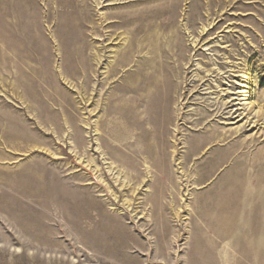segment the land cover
I'll list each match as a JSON object with an SVG mask.
<instances>
[{"label":"rangeland","instance_id":"rangeland-1","mask_svg":"<svg viewBox=\"0 0 264 264\" xmlns=\"http://www.w3.org/2000/svg\"><path fill=\"white\" fill-rule=\"evenodd\" d=\"M145 6L186 45L163 140ZM263 118L264 0H0V264H264Z\"/></svg>","mask_w":264,"mask_h":264},{"label":"bare ground","instance_id":"bare-ground-1","mask_svg":"<svg viewBox=\"0 0 264 264\" xmlns=\"http://www.w3.org/2000/svg\"><path fill=\"white\" fill-rule=\"evenodd\" d=\"M165 8H164V10H165ZM157 10H155L153 6H145V7H143V8L138 10V13H136V17L140 21L138 26H137L138 27L137 34L138 33L141 34L140 46H139L140 47V51H143L146 46H148V47L150 46L153 49V55L151 56L152 58L147 59V57L146 58L143 57L140 60V66H141L140 76H141V78H142V80L144 82L143 85H141V87H142L141 89L147 90L148 88L152 87V88L158 89V91L159 90L161 91V93H160V97L161 98L159 97L158 102L156 104H158V115L160 116L159 118L161 120L160 125H158V126H160L159 127L160 131L158 133H160L161 140H163V135L165 136V132L167 131L166 127L173 120L171 113H169V109H170V107H171V105L173 103L174 98L169 95V89H167V88H169L167 81L170 80V78L172 77L173 72H176V74H178V75L183 73V69L186 66V58H187V56H186V45H184L182 37L180 36V34L178 32H171L168 41L165 42L166 43L165 47H164V42H162L163 38L162 39L161 38H157L156 36L151 34V30L153 28V25L155 24L154 19L156 20L155 16H157L155 11H157ZM161 12H163V11H161ZM134 17H135V15L133 16V18ZM121 23L123 24V22H121ZM159 24H160V22H159ZM119 25H120V23H119ZM160 26L165 28V24H163V23L160 24ZM169 26H170V24H169ZM169 26H168V28H170ZM162 32H163V29H162ZM164 32H166V31H164ZM161 36H163V35H160V37ZM137 44L139 45V43H137ZM196 46H197V44L195 42H193V46H192L193 49L197 48ZM157 47H158V49H157ZM175 54L177 56V59L173 60V56ZM15 56H17V55H15ZM171 59H172V61H171ZM187 63H188V61H187ZM146 66L148 68H145ZM199 79L201 80V78H199ZM140 83H142V82H140ZM161 83L163 84V86L161 85ZM169 84L171 85V81H169ZM171 87H172V85H171ZM173 88H174V86H173ZM245 93H246V91H243V90H239L237 92L230 91V92H228L229 96L227 95V98L225 97L226 98L225 100L222 99L224 101L221 102V105H222V107L228 108V112H229V114H231V119L238 118V120H242V119L245 118L244 121L242 120L243 121L242 124L244 126L248 125V126H251L253 128V127L257 126V124H258L257 123L258 120H253V118L254 117L258 118V115H257V112H254V109L252 107L251 102L250 101L246 102V98L244 96ZM146 94H148V93H146ZM134 103H135V100L127 99V100H125V103L121 106L120 111L122 112L121 116H122V119L124 120L123 122H125V124H126L125 128H127L129 126L128 124L131 125L133 120L136 119V115H137L138 111L136 112V106H134ZM219 103L218 102L214 103V105H217V107L215 106L216 109H214V110L220 109L221 106H218ZM154 114L155 113H153V115ZM251 114L253 116H251ZM150 117L152 119L154 118L153 116H150ZM263 120H264V118H263ZM234 121H236V120H234ZM263 123H264V121H263ZM159 142H157V144ZM231 145L234 146V142ZM158 152H159L160 156L163 155V151L159 147V145H158ZM227 154H226V156H224L222 158H218L215 161L214 170L216 168H219L220 166H222V164L227 163V161H229L230 164L228 165V169L235 168V170L238 171V168L240 166L239 165V160L241 159L240 158L241 155L233 156V155H231L229 153H227ZM231 156H233L232 159L230 158ZM74 213L76 214L77 212H74ZM119 226H117V227H119Z\"/></svg>","mask_w":264,"mask_h":264}]
</instances>
